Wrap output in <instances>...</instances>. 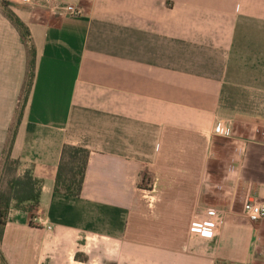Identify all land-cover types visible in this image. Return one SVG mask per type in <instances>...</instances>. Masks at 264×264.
I'll use <instances>...</instances> for the list:
<instances>
[{
  "label": "crops",
  "instance_id": "crops-1",
  "mask_svg": "<svg viewBox=\"0 0 264 264\" xmlns=\"http://www.w3.org/2000/svg\"><path fill=\"white\" fill-rule=\"evenodd\" d=\"M41 1V0H39ZM0 0V160L27 80L12 156L42 182L34 214L11 208L9 264H264V0ZM219 122L232 130L216 133ZM65 144L90 158L79 198L54 193ZM215 209L211 237L196 212Z\"/></svg>",
  "mask_w": 264,
  "mask_h": 264
},
{
  "label": "trees",
  "instance_id": "trees-1",
  "mask_svg": "<svg viewBox=\"0 0 264 264\" xmlns=\"http://www.w3.org/2000/svg\"><path fill=\"white\" fill-rule=\"evenodd\" d=\"M5 13L22 35L28 52V67L26 87L0 160V264H9L2 253L1 243L10 209L26 211L33 216L40 204L42 193L41 180L34 176L32 170L26 171L24 175H18L20 160L12 156L17 130L35 78L36 50L25 23L11 10L6 9ZM90 154L86 147L71 144L63 146L54 185L56 195L74 199L81 196ZM216 264L232 263L218 260Z\"/></svg>",
  "mask_w": 264,
  "mask_h": 264
},
{
  "label": "built area",
  "instance_id": "built-area-1",
  "mask_svg": "<svg viewBox=\"0 0 264 264\" xmlns=\"http://www.w3.org/2000/svg\"><path fill=\"white\" fill-rule=\"evenodd\" d=\"M34 6H43L49 8L53 13H61L70 16H81L85 13V9L81 5L66 4L59 5L51 0H24ZM216 133L229 136L232 130L223 122H219L215 127ZM247 217L251 222H259L264 220V203L255 202L249 204L246 209ZM32 222L37 226L46 229H52V225L48 221L37 214L32 216ZM221 220L218 211L215 209H207L206 211H198L193 215L190 232L202 236L211 237L215 234Z\"/></svg>",
  "mask_w": 264,
  "mask_h": 264
}]
</instances>
